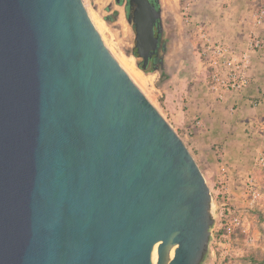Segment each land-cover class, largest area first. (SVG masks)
<instances>
[{
	"label": "water",
	"instance_id": "obj_1",
	"mask_svg": "<svg viewBox=\"0 0 264 264\" xmlns=\"http://www.w3.org/2000/svg\"><path fill=\"white\" fill-rule=\"evenodd\" d=\"M157 13L127 1L142 71ZM213 224L199 165L83 1L0 0V264H203Z\"/></svg>",
	"mask_w": 264,
	"mask_h": 264
},
{
	"label": "rangeland",
	"instance_id": "obj_2",
	"mask_svg": "<svg viewBox=\"0 0 264 264\" xmlns=\"http://www.w3.org/2000/svg\"><path fill=\"white\" fill-rule=\"evenodd\" d=\"M82 1L106 47L114 45L115 50L124 52L132 48L134 31L127 22L124 4L115 0ZM208 1H159L169 40L165 69L146 68L144 88L140 90L182 138L210 188L214 224L203 264H264V164L257 162L258 156L264 157V140L258 137L261 142L253 148L249 164L241 167L240 173H229L227 168L232 170L234 166L221 165L215 157L217 148L211 140L214 132L207 126L220 115L217 109L221 104H226L225 111L233 110V106L225 103L227 99L219 101L208 93L199 37L195 25L186 23L183 17L185 6L194 17L207 15L211 9L203 3ZM250 3L258 4L256 0ZM128 56L135 62L134 56ZM228 174H232V181H226ZM250 176L252 189L247 186Z\"/></svg>",
	"mask_w": 264,
	"mask_h": 264
},
{
	"label": "crops",
	"instance_id": "obj_3",
	"mask_svg": "<svg viewBox=\"0 0 264 264\" xmlns=\"http://www.w3.org/2000/svg\"><path fill=\"white\" fill-rule=\"evenodd\" d=\"M218 1L226 2V4L209 0L208 4H203L207 5L211 11L200 18L193 16L195 21L199 20L207 25L213 38L242 48L246 36L250 32H257L264 43V21L260 24L254 23L253 12L256 6H251L250 0ZM251 70L252 77L247 88L232 94L225 101L229 107L233 106V110L225 111L223 106L226 104H221L217 109L220 111L218 118L213 119L211 126L205 125L214 132L211 140L213 146L217 148L215 157L220 160L221 165L234 166L232 170L227 168L229 173L233 170H236L235 173L242 172L241 167L248 165L251 160L253 153L251 151L261 142L258 137L264 140V98L262 104L255 108L250 107L246 101L248 97L255 96L264 84V49L253 55ZM207 157L205 155L204 163ZM231 175L228 174L226 181L231 180Z\"/></svg>",
	"mask_w": 264,
	"mask_h": 264
},
{
	"label": "built area",
	"instance_id": "obj_4",
	"mask_svg": "<svg viewBox=\"0 0 264 264\" xmlns=\"http://www.w3.org/2000/svg\"><path fill=\"white\" fill-rule=\"evenodd\" d=\"M258 4L254 8L253 20L255 24L264 21V0H256ZM183 17L186 23H193L200 41V54L207 71L206 88L210 95L219 101L226 100L232 94L245 90L251 80L252 57L264 49L263 40L257 32H250L246 36L244 47L238 48L232 44L213 38L207 25L199 20H194L193 15L185 6ZM264 98V84L253 97L247 98V104L255 108L262 104ZM200 121H197L199 123ZM257 162L264 164V157L258 156ZM249 189L253 187V177L247 178Z\"/></svg>",
	"mask_w": 264,
	"mask_h": 264
},
{
	"label": "flooded vegetation",
	"instance_id": "obj_5",
	"mask_svg": "<svg viewBox=\"0 0 264 264\" xmlns=\"http://www.w3.org/2000/svg\"><path fill=\"white\" fill-rule=\"evenodd\" d=\"M120 4H124L125 10H127V1L128 0H115V2ZM150 5H151V10L154 15H157L158 10L160 9V0H148ZM160 17L155 18V23H154V35H153V41H152V47L150 50V53L147 57V59H144L143 57L140 58V65L143 63L146 64V68H153L157 70H161V65H164L165 69V57L168 52L169 48V40H168V35L167 32L164 28V24L162 23V11L160 9Z\"/></svg>",
	"mask_w": 264,
	"mask_h": 264
},
{
	"label": "bare ground",
	"instance_id": "obj_6",
	"mask_svg": "<svg viewBox=\"0 0 264 264\" xmlns=\"http://www.w3.org/2000/svg\"><path fill=\"white\" fill-rule=\"evenodd\" d=\"M113 46L112 47H110V46L108 47L107 46L108 47V50L110 51V53L112 54V56L115 58V60L117 61V63L120 65V67L128 75V77L140 89V87L145 83V81H144L145 76H144L143 71L136 66L133 57L128 56L120 48H117L115 50ZM147 99L151 102L150 98H147ZM152 263L153 264H156V251H155V249L153 250V253H152Z\"/></svg>",
	"mask_w": 264,
	"mask_h": 264
}]
</instances>
